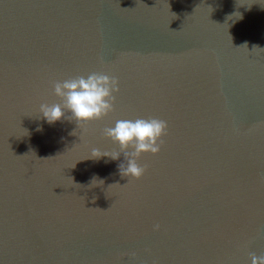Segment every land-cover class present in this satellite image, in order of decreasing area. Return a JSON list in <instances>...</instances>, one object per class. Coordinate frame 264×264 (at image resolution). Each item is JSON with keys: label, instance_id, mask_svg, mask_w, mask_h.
Wrapping results in <instances>:
<instances>
[{"label": "water", "instance_id": "95a60500", "mask_svg": "<svg viewBox=\"0 0 264 264\" xmlns=\"http://www.w3.org/2000/svg\"><path fill=\"white\" fill-rule=\"evenodd\" d=\"M91 72L118 78L115 110L48 123L53 82ZM151 117L167 135L139 179L123 153L91 157L119 151L105 127ZM250 253L264 255V0H0V264Z\"/></svg>", "mask_w": 264, "mask_h": 264}, {"label": "clouds", "instance_id": "9594fccd", "mask_svg": "<svg viewBox=\"0 0 264 264\" xmlns=\"http://www.w3.org/2000/svg\"><path fill=\"white\" fill-rule=\"evenodd\" d=\"M53 89L62 103H42L39 112L50 124L68 119L75 120L82 128L90 121L102 120L113 112L116 101L114 93L120 91L118 78L103 72H91L86 76L76 75L63 81H54ZM69 112L71 115H66ZM167 129V121L156 117L116 120L114 127L103 129V135L118 143L119 151L109 153L93 148L91 157L107 156L117 160L123 153L126 163L118 165L121 176L139 179L146 171V166L138 163L139 157L144 152L159 153ZM159 228V224L154 226V230ZM250 256L251 264H264V255L250 253Z\"/></svg>", "mask_w": 264, "mask_h": 264}]
</instances>
